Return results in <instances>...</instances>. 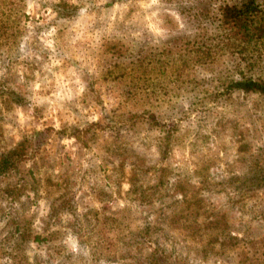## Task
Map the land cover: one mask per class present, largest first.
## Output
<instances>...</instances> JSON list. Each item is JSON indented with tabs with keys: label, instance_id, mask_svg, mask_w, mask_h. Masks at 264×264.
<instances>
[{
	"label": "rangeland",
	"instance_id": "rangeland-1",
	"mask_svg": "<svg viewBox=\"0 0 264 264\" xmlns=\"http://www.w3.org/2000/svg\"><path fill=\"white\" fill-rule=\"evenodd\" d=\"M202 1L0 0V264H264V71L165 51Z\"/></svg>",
	"mask_w": 264,
	"mask_h": 264
},
{
	"label": "trees",
	"instance_id": "trees-1",
	"mask_svg": "<svg viewBox=\"0 0 264 264\" xmlns=\"http://www.w3.org/2000/svg\"><path fill=\"white\" fill-rule=\"evenodd\" d=\"M213 1L220 2V4L213 7ZM185 10L184 15L188 14L187 17L190 18V21L192 19L199 21V23L197 21L194 22L202 30L198 33V35H201L202 43H196L193 47L186 48V50L179 51L178 53L175 52L174 47L167 46L165 51L174 59L171 71L189 67V57L187 55L190 56L192 51L197 52L193 58H197L198 61L210 62L220 56V53H227L230 56H237L239 58V60L237 58L239 68L244 65L254 70L258 66L261 71H264V0H209L202 1L195 13L191 9L188 10V8ZM210 30L213 34L212 38L216 42H213L208 36ZM195 40H197V37ZM152 46H155V44ZM144 50L140 49L139 53H142ZM136 53L130 52L126 57L128 59H136L137 61L142 60L143 64L141 62L140 65H143L144 69L148 70L143 58L136 56ZM157 55H153L155 58L154 62L162 63L158 70L163 69V71H166V65L172 61V58L168 56L167 61L161 59L158 61ZM154 62L152 61V63ZM118 63L120 65V62ZM240 69L243 75L231 84L234 89L257 91L264 94V74L261 73L259 76H255L257 70L246 74V69ZM12 99L14 101L19 100L15 96ZM151 116L155 117L152 113ZM20 148L10 151L9 156L3 160L2 164L0 163V174L8 172L12 166V162H10L12 159L10 157L11 155L13 157L14 155L20 156ZM255 171L256 173L260 172L259 169ZM244 180L250 187L256 185H258L257 187L264 186V175L263 178L256 175L254 178H250L249 180L245 178Z\"/></svg>",
	"mask_w": 264,
	"mask_h": 264
}]
</instances>
